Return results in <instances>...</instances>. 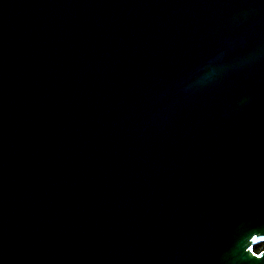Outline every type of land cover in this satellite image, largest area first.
<instances>
[{"label":"water","instance_id":"water-1","mask_svg":"<svg viewBox=\"0 0 264 264\" xmlns=\"http://www.w3.org/2000/svg\"><path fill=\"white\" fill-rule=\"evenodd\" d=\"M262 241L264 0H0V264Z\"/></svg>","mask_w":264,"mask_h":264},{"label":"trees","instance_id":"trees-1","mask_svg":"<svg viewBox=\"0 0 264 264\" xmlns=\"http://www.w3.org/2000/svg\"><path fill=\"white\" fill-rule=\"evenodd\" d=\"M264 249V243H259V244H256L254 246V251L256 253H259L260 251H262Z\"/></svg>","mask_w":264,"mask_h":264},{"label":"snow or ice","instance_id":"snow-or-ice-1","mask_svg":"<svg viewBox=\"0 0 264 264\" xmlns=\"http://www.w3.org/2000/svg\"><path fill=\"white\" fill-rule=\"evenodd\" d=\"M253 239H255V237H253ZM249 251H251V249H249Z\"/></svg>","mask_w":264,"mask_h":264},{"label":"flooded vegetation","instance_id":"flooded-vegetation-1","mask_svg":"<svg viewBox=\"0 0 264 264\" xmlns=\"http://www.w3.org/2000/svg\"><path fill=\"white\" fill-rule=\"evenodd\" d=\"M260 243H264V241L260 242ZM264 250V249H263Z\"/></svg>","mask_w":264,"mask_h":264}]
</instances>
